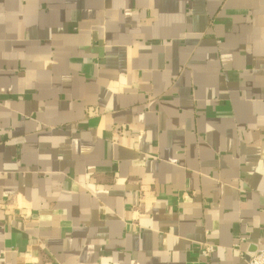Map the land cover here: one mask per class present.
I'll return each instance as SVG.
<instances>
[{
  "label": "crops",
  "instance_id": "crops-1",
  "mask_svg": "<svg viewBox=\"0 0 264 264\" xmlns=\"http://www.w3.org/2000/svg\"><path fill=\"white\" fill-rule=\"evenodd\" d=\"M251 250L264 0H0V264Z\"/></svg>",
  "mask_w": 264,
  "mask_h": 264
},
{
  "label": "built area",
  "instance_id": "built-area-1",
  "mask_svg": "<svg viewBox=\"0 0 264 264\" xmlns=\"http://www.w3.org/2000/svg\"><path fill=\"white\" fill-rule=\"evenodd\" d=\"M234 248H238V245H235ZM213 249L214 247L212 245L205 244L203 250L201 251V255L203 257H209V255L213 252ZM245 264H264V250L256 251L249 257Z\"/></svg>",
  "mask_w": 264,
  "mask_h": 264
},
{
  "label": "water",
  "instance_id": "water-1",
  "mask_svg": "<svg viewBox=\"0 0 264 264\" xmlns=\"http://www.w3.org/2000/svg\"><path fill=\"white\" fill-rule=\"evenodd\" d=\"M249 255H248V259H249V257L252 255V254H254V251H249V253H248Z\"/></svg>",
  "mask_w": 264,
  "mask_h": 264
}]
</instances>
